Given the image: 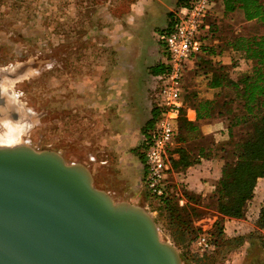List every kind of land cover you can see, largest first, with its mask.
<instances>
[{"label": "rangeland", "instance_id": "1", "mask_svg": "<svg viewBox=\"0 0 264 264\" xmlns=\"http://www.w3.org/2000/svg\"><path fill=\"white\" fill-rule=\"evenodd\" d=\"M175 2L0 0V93L12 97L30 122L17 144L56 151L69 164L86 165L95 186L115 202H129L150 213L154 200L134 181V154L141 137L136 124L145 112L136 100L148 97L154 102L158 97L154 88L147 91L145 78L157 58L163 61L155 36L167 25L166 10ZM245 30L260 34L263 26ZM226 62L233 80L251 74V63L239 55ZM187 76L188 96L187 85L198 84L195 76ZM191 89L190 96L197 91ZM207 90L200 91L205 96ZM222 94L235 97L232 89ZM223 163L215 166L220 176ZM134 194L143 200H134ZM197 209L201 212L194 225L201 229L199 235L214 233L216 247L201 258L195 253L196 240L191 242L179 250L183 264H264V197L256 199L254 194L239 219ZM152 214L162 239L173 243L165 217Z\"/></svg>", "mask_w": 264, "mask_h": 264}, {"label": "water", "instance_id": "2", "mask_svg": "<svg viewBox=\"0 0 264 264\" xmlns=\"http://www.w3.org/2000/svg\"><path fill=\"white\" fill-rule=\"evenodd\" d=\"M0 264H183L153 214L115 202L89 168L0 146Z\"/></svg>", "mask_w": 264, "mask_h": 264}, {"label": "trees", "instance_id": "3", "mask_svg": "<svg viewBox=\"0 0 264 264\" xmlns=\"http://www.w3.org/2000/svg\"><path fill=\"white\" fill-rule=\"evenodd\" d=\"M186 2L187 0H178V7L184 6ZM224 7L226 13L242 11L246 21L263 26L260 34L235 37L228 43L233 51L241 53L243 59L251 63V74L233 80L226 73L227 67L220 66L210 83L211 88H223L222 90L229 88L235 93V97L227 94L219 95L224 99L228 98L222 104L224 109L221 114L232 120L231 128L243 124L251 129L245 138L235 142L233 151L222 156L221 160L224 163L221 167V176L212 196L216 211L223 216L239 219L244 215L247 202L253 199L258 181L264 179V0H224ZM172 15L173 13L170 17ZM204 51L205 49L195 61H199ZM163 71L164 66L161 64L152 68L154 75ZM196 98V94L185 95V102L197 110L198 119L208 118L216 102L202 100L195 104ZM158 116V112L154 109L153 117L144 131L155 125ZM178 127L195 129V125L187 118L186 110L183 111ZM176 152L179 153L178 159L173 157V153ZM169 155L171 167L168 173L172 170L185 169L196 162L190 161L186 151L170 150ZM168 184V196L159 201H152V212L165 217L173 243L181 251L198 238L201 229L195 227L194 219L200 217L201 211L197 208H204L181 206L176 187ZM219 234H222V229H219ZM212 236L217 240L214 233Z\"/></svg>", "mask_w": 264, "mask_h": 264}, {"label": "crops", "instance_id": "4", "mask_svg": "<svg viewBox=\"0 0 264 264\" xmlns=\"http://www.w3.org/2000/svg\"><path fill=\"white\" fill-rule=\"evenodd\" d=\"M177 8L178 0H176L175 6L166 10V15H170ZM145 10L146 9L143 7L142 11L145 12ZM206 20L209 33L205 36V51L199 61L196 60L194 64L191 65L190 71L187 73L188 76H195V82L198 85H196L197 87L187 86L189 95L191 94L190 91L193 90L191 88L197 90L194 93L197 95V98L194 100L195 104H198L202 100H209L216 103L214 109L211 111V115L208 118L203 119H198L197 110L187 104V118L195 125V129L187 130L178 127L176 136L177 140L175 138L176 141H174L170 150L186 151L190 161L196 162L185 169L172 170V172L168 173L167 181L176 187V192L181 199V206H200L208 211L215 212V200L212 196L220 177V172L215 166L222 161V156L225 155V153L234 150L235 142L245 138L251 129L249 126L243 124L236 127L232 125L233 127L231 128L230 124L232 120H229L228 117L221 114L224 109H222V104L225 100H228V98L226 97L224 99L222 96H219L220 91L223 88H211L210 83L216 73V69L218 70L220 66L230 64L226 62V59L231 63L233 57L237 55L243 59L242 54L233 51L228 43L235 37L249 36V32H245V26H252L258 23L246 21L242 11L226 13L224 0L217 1ZM157 61H159L158 64L161 63V60L158 58ZM218 63H220V65H218ZM152 66L154 67L155 65ZM153 76L155 75L152 73L149 78L148 76L145 78V81L149 84L148 87H146L147 91L148 88H151L152 90L154 87ZM205 87L208 89V93L204 96L200 90ZM224 90H229V88H224ZM136 103H140L141 109L145 111L142 113L143 119L141 122L139 124L135 123L142 136V128L146 127L153 117V107L152 102L148 100V97L143 101L138 99L136 100ZM135 108L136 107H134V112L137 110H135ZM173 157L174 159H178L179 153H173ZM134 166L137 168L134 181L136 182L138 189L147 193L143 182L144 167L138 156L135 154ZM255 194L256 199L257 195L264 197V180L258 182ZM134 200H143V197L134 194Z\"/></svg>", "mask_w": 264, "mask_h": 264}, {"label": "built area", "instance_id": "5", "mask_svg": "<svg viewBox=\"0 0 264 264\" xmlns=\"http://www.w3.org/2000/svg\"><path fill=\"white\" fill-rule=\"evenodd\" d=\"M218 0H187L173 11L165 28L156 32L163 53L164 71L153 76L154 90L158 91L153 110L158 112L155 125L142 138L146 160L144 185L148 197L154 201L168 196L169 151L177 136L185 102V78L195 58L205 47L209 28L205 20ZM157 214V212H152ZM195 253L203 258L215 250V240L208 233L194 242Z\"/></svg>", "mask_w": 264, "mask_h": 264}, {"label": "flooded vegetation", "instance_id": "6", "mask_svg": "<svg viewBox=\"0 0 264 264\" xmlns=\"http://www.w3.org/2000/svg\"><path fill=\"white\" fill-rule=\"evenodd\" d=\"M7 106H9L10 108L8 107V110L4 112V118L0 120V134L1 133L3 134L4 133L3 131L6 130L5 126L2 127V125H3L2 123L5 121H11L16 125L22 124L25 127V130L23 131V133L25 135V133L27 132V130L29 129V126H30V124H29L30 122H28L27 119H25V118H27L26 115L24 116L23 110L21 109L20 106H18L17 102L14 101V99L12 97L8 98V95H7V97H4L0 93V107L6 108ZM3 110H4V108H3ZM3 128H4V130L1 131ZM21 129H23V127ZM148 130H146L142 133L140 143L138 146L139 149H138V155H137L139 160L141 161L143 167H144V177L146 174V160H145L144 147L142 145V138L148 132ZM144 177H143V182H144Z\"/></svg>", "mask_w": 264, "mask_h": 264}, {"label": "bare ground", "instance_id": "7", "mask_svg": "<svg viewBox=\"0 0 264 264\" xmlns=\"http://www.w3.org/2000/svg\"><path fill=\"white\" fill-rule=\"evenodd\" d=\"M3 92H4V90H3ZM8 107L9 106H7L6 108L0 107V120L4 118V112L8 110ZM3 108H4V110H3ZM2 124H3L2 127L3 126L6 127V130L4 131L3 134L2 133L0 134V146L17 145V143L21 141V139L24 135L23 129H21L23 127V125L22 124L16 125L11 121H5Z\"/></svg>", "mask_w": 264, "mask_h": 264}]
</instances>
